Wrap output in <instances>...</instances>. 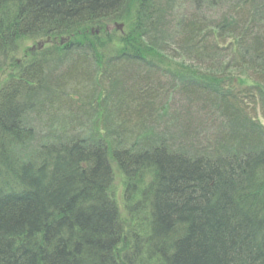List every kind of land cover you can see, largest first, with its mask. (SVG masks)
Wrapping results in <instances>:
<instances>
[{"label":"trees","instance_id":"16d2710c","mask_svg":"<svg viewBox=\"0 0 264 264\" xmlns=\"http://www.w3.org/2000/svg\"><path fill=\"white\" fill-rule=\"evenodd\" d=\"M205 1L228 17H173L170 42L159 28L171 10L164 0H0V264H264V129L251 117L256 108L264 115V0ZM115 22L125 26L118 38L105 30ZM166 57L181 62L174 78L186 61L187 72L206 67L192 93L225 119L216 146L190 154L174 136L143 130L153 92L139 66ZM134 78L137 92L120 91L134 116L112 117L114 84ZM79 89L86 102L75 110L93 117L91 132L42 145L30 160L27 114L36 123L60 117L67 132L68 92Z\"/></svg>","mask_w":264,"mask_h":264},{"label":"rangeland","instance_id":"374dc122","mask_svg":"<svg viewBox=\"0 0 264 264\" xmlns=\"http://www.w3.org/2000/svg\"><path fill=\"white\" fill-rule=\"evenodd\" d=\"M219 10V9H217ZM210 9H203L201 14L203 17L201 19H207V18H216V16L219 15V11L215 12H210ZM172 25L169 23H166L163 26L164 30H170ZM115 37L118 38L120 35L119 33L114 34ZM166 38V36H164ZM152 38V37H151ZM150 44L153 42V39H150ZM32 44L28 43L27 46L30 47ZM39 52V51H37ZM22 57V54H19L18 56ZM21 60V59H20ZM153 60V58H151ZM74 63L73 61H70L68 64V67L72 66L71 64ZM152 69L149 67L144 68L139 66L140 73L143 74H149L150 80L148 82L149 89L153 92V96L151 98V102L149 104V107L151 108V120H149L146 125H144V129L151 130L152 133L154 132L155 135L163 136L165 138H168L170 136H174V142L175 144H178L179 142H187V141H192L194 138L201 139L203 140L206 137H211L212 131L214 132H219L223 130V124H218L215 120V117L217 116L216 114L212 115V109L213 106L209 104V97H206L203 94L198 95V99L196 103H190L189 99H192V97L187 96L185 94L181 95L177 92V89L180 88V86H176L173 90L172 89V79L171 77L172 72L177 69L178 65L176 60L171 61V58L166 57V65L159 64L158 67H156L153 63L150 64ZM49 69H55L56 67V61L53 63L50 62L48 64ZM82 71L85 69L83 66H81ZM59 69V68H58ZM63 69V68H62ZM72 68H68L70 70ZM60 70V69H59ZM61 71V70H60ZM78 69L73 73L76 74L78 73ZM91 72V71H89ZM126 72L127 74H131L132 72H136V70L129 68L128 66L126 67ZM1 77L4 75V72L1 71ZM136 79L134 78L130 83H126V85H121L120 83H115L113 86V91L115 94L120 92L122 89L125 91H138L139 88H137ZM107 85V83H105ZM146 84V79H141V81L138 83V86L142 87ZM177 85V83H174ZM189 88V87H188ZM190 89V88H189ZM84 89H79V90H70L68 92V96L72 97V107H70V113L72 114V125L69 127V130L66 132H60L61 127L63 125L62 119L60 117H57L52 120H48L45 117H42L44 115H47L48 112L52 110H56V107H53L52 109H45L42 113H38L39 119H43L42 122L36 123L37 118L34 114H27L26 120L29 122L30 125L33 126V132H32V137H30V140L27 141V147H26V152L30 153L32 157H29L30 160L36 161L40 160L41 156H36L35 154L40 150V146L46 145L47 144H52V143H58V142H66V141H74L77 139H82L84 134L88 135L91 131L90 129L92 128V123L90 120H92V116L89 114L81 113L75 108H82L83 107V102H86V97L85 93L83 91ZM122 90V91H123ZM196 90V89H195ZM72 91H77L76 93ZM122 92H120L117 95V100L118 105L116 111H112L110 115L112 117H119L123 119L124 117L129 119L134 116V112L137 110L136 104L131 103V104H126L123 102V95H121ZM152 95V94H151ZM121 96V97H120ZM188 97V98H187ZM65 102L66 99L63 98ZM62 105H66L63 103ZM69 105V104H68ZM204 109V114L201 115L199 110L197 109ZM68 111V108H66ZM163 110L165 111L164 116H160L163 113ZM251 107H248L249 113H251ZM255 112L251 113V117H254L263 127H264V117L261 115L260 111L258 108L254 109ZM62 113H66V111L62 110ZM221 116V115H220ZM104 117V116H103ZM103 117H96L95 122H96V127L98 131L100 132V136L104 137L106 132L103 130L102 126V120ZM105 122V118L103 120ZM217 121H221L218 119ZM133 123V122H132ZM138 123V122H135ZM133 123V124H135ZM70 125V121L67 122V125ZM82 124V125H81ZM89 128V129H88ZM123 127H120L121 133H123L122 130ZM186 128V136L183 139L182 137L179 136V133L181 134V130ZM51 130V131H50ZM179 132V133H178ZM226 132V130L222 131L221 133ZM219 135H216L212 137L209 141L210 146H216L217 145V137ZM87 140V139H86ZM90 143L95 144V142H92L91 140H88ZM196 141V140H194ZM199 141V140H197ZM190 142L189 144H191ZM188 144V145H189ZM249 146L251 144H254V142L247 143ZM246 145V146H247ZM45 146V147H46ZM224 147H229V142H227V146ZM137 149L139 148L136 147ZM146 148V146H145ZM189 148L191 146L189 145ZM223 146H220V149H222ZM115 184L118 186L120 185V180H116Z\"/></svg>","mask_w":264,"mask_h":264},{"label":"water","instance_id":"95a60500","mask_svg":"<svg viewBox=\"0 0 264 264\" xmlns=\"http://www.w3.org/2000/svg\"><path fill=\"white\" fill-rule=\"evenodd\" d=\"M116 27H117V29L121 30L122 25H116ZM96 33H98V32H96ZM48 41H49V39H47V42H48Z\"/></svg>","mask_w":264,"mask_h":264}]
</instances>
